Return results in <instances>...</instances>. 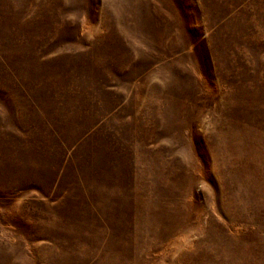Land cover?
<instances>
[{
    "label": "rangeland",
    "instance_id": "1",
    "mask_svg": "<svg viewBox=\"0 0 264 264\" xmlns=\"http://www.w3.org/2000/svg\"><path fill=\"white\" fill-rule=\"evenodd\" d=\"M0 264H264V0H0Z\"/></svg>",
    "mask_w": 264,
    "mask_h": 264
}]
</instances>
